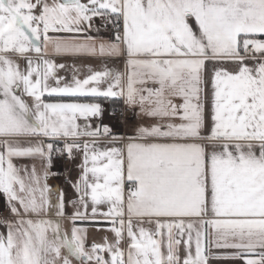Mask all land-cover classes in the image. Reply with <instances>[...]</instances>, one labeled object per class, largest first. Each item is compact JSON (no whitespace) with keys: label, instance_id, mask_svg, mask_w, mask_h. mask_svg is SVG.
I'll return each instance as SVG.
<instances>
[{"label":"snow or ice","instance_id":"6c2138e0","mask_svg":"<svg viewBox=\"0 0 264 264\" xmlns=\"http://www.w3.org/2000/svg\"><path fill=\"white\" fill-rule=\"evenodd\" d=\"M66 54L123 68L61 86ZM63 97L121 100L134 134ZM74 151L77 196L53 202V153ZM36 157L42 175L14 163ZM0 192V264H264V0H0Z\"/></svg>","mask_w":264,"mask_h":264},{"label":"crops","instance_id":"0c3cea01","mask_svg":"<svg viewBox=\"0 0 264 264\" xmlns=\"http://www.w3.org/2000/svg\"><path fill=\"white\" fill-rule=\"evenodd\" d=\"M104 22L101 21L100 19H94L92 21V30L88 33L89 35H93L96 36L97 32H96V28L100 27ZM113 34V32L110 29V26L108 28H104L101 27V30L99 32V35L104 37L105 39H108L109 37H111ZM83 57L86 59H104L107 60L104 57H100V56H90V55H86V54H80V55H70V54H66V55H54L52 57ZM111 61V60H108ZM117 68L121 69L123 68V62L122 61H117ZM67 78L69 79V75L67 76ZM67 82H69V80H62L61 82V86H63L64 84H66ZM50 84H52L53 86H55V82L51 81L49 82ZM64 83V84H63ZM69 97H63L62 99L65 102H71L73 101L72 99H67ZM46 100H51L52 102H55L57 99H61L58 97H47V95L45 96ZM111 99H107V101L100 103L97 101H77L74 100L75 102H81V103H92V102H96V103H100L102 108H103V113L100 117H92L90 118V123L92 124L93 127L97 126V125H101V124H106L108 126L111 127L112 131L114 134L116 135H120V136H124V137H129L132 136L134 134V130H135V126H136V119L133 115V112L130 116V118L126 119L123 122H118V123H112V121L109 118V114L111 112V110H113L114 108H112L111 103H110ZM118 101V106L120 107H124L123 106V102L121 100L115 99ZM83 118H81L78 122H82ZM101 142H105L103 140V138L101 139ZM107 146H111V145H107ZM14 163L17 164V166H19L20 164H27L29 166H31V164H35L37 172L40 173L42 175L43 172V168L41 165V161L39 157H36L34 159H30V158H24V159H15L14 158ZM83 163V153L81 151H74L73 153V158H71L69 165L67 166L66 171H62L61 167L57 164V162L54 160V153H53V161H52V167H51V173H53L52 175H49L47 178V183L49 185V188L51 189V199L53 202L56 201L57 196L59 194L60 191H63L66 197V200L68 199H75L77 196V193L75 192V190L73 189V187L71 186V182L76 181L80 174H81V165ZM64 178L68 179V182H64ZM43 182V181H42ZM69 211H71L70 206H68ZM102 211H106L107 210V206L106 205H101L100 206ZM88 211H91V205H89V209ZM55 216V212H52V215L48 218H54ZM3 219H13V217L11 216L10 212L8 211V207L6 204V198L4 196V194L2 192H0V220ZM83 226H88L87 224L83 225ZM110 225L107 223L101 224L99 225L100 230H97V228L95 226L93 227H89V232H88V244L90 245L93 241L95 242H102L103 241V237L107 236L109 238V240H111L113 238V234L110 231H106L107 228H109ZM147 227V225H146ZM6 228L0 224V233H6ZM121 246H125V243L122 242ZM183 247V246H181ZM212 251H215L214 249ZM193 253H194V245H193ZM209 264H244V261L242 259H235V260H228V261H222V260H216V259H211L209 260Z\"/></svg>","mask_w":264,"mask_h":264},{"label":"rangeland","instance_id":"374dc122","mask_svg":"<svg viewBox=\"0 0 264 264\" xmlns=\"http://www.w3.org/2000/svg\"><path fill=\"white\" fill-rule=\"evenodd\" d=\"M57 64H63V68H58L56 70V75L59 77H63L64 80H69L66 84L71 85L73 83V77H77L80 79L85 78L88 74V68L86 66L91 65L93 70H102L105 63H107L108 67H116L118 66L117 61L114 63L112 61L104 60V59H86L83 57H51ZM21 67H24V61H19ZM75 69H79V71H74ZM69 75V79L67 76ZM53 80L50 79L49 82ZM64 84V83H63ZM117 107V106H116ZM81 124L83 123L80 122ZM57 164L61 167L63 171H66L67 167L64 168V165L56 161Z\"/></svg>","mask_w":264,"mask_h":264},{"label":"built area","instance_id":"2783aa9c","mask_svg":"<svg viewBox=\"0 0 264 264\" xmlns=\"http://www.w3.org/2000/svg\"><path fill=\"white\" fill-rule=\"evenodd\" d=\"M110 29L113 32L111 27ZM122 109H123V114H121ZM131 114H132L131 111L124 109V107L118 106V107H115L113 110H111L109 114V118L112 121V123H118V122H123L126 119L130 118ZM54 160L64 165V168H65L69 165L71 159L67 156L66 153L64 155H58L54 153ZM64 182H68V179L64 178Z\"/></svg>","mask_w":264,"mask_h":264},{"label":"trees","instance_id":"16d2710c","mask_svg":"<svg viewBox=\"0 0 264 264\" xmlns=\"http://www.w3.org/2000/svg\"><path fill=\"white\" fill-rule=\"evenodd\" d=\"M67 99H72V100H77V101H97L100 103H103L105 101H107V99H103V98H93V97H69ZM111 106L112 108L116 107L118 105V101L115 99H111L110 100Z\"/></svg>","mask_w":264,"mask_h":264}]
</instances>
